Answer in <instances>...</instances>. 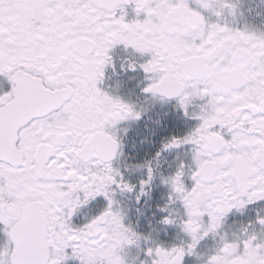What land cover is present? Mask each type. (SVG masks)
I'll return each mask as SVG.
<instances>
[{"label":"snow or ice","instance_id":"obj_1","mask_svg":"<svg viewBox=\"0 0 264 264\" xmlns=\"http://www.w3.org/2000/svg\"><path fill=\"white\" fill-rule=\"evenodd\" d=\"M0 264H264V0H0Z\"/></svg>","mask_w":264,"mask_h":264}]
</instances>
